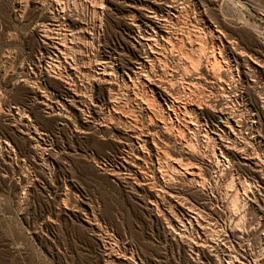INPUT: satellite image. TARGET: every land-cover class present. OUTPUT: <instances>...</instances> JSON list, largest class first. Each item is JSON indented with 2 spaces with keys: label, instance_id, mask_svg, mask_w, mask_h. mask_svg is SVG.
<instances>
[{
  "label": "rangeland",
  "instance_id": "1",
  "mask_svg": "<svg viewBox=\"0 0 264 264\" xmlns=\"http://www.w3.org/2000/svg\"><path fill=\"white\" fill-rule=\"evenodd\" d=\"M263 241L264 0H0V264H264Z\"/></svg>",
  "mask_w": 264,
  "mask_h": 264
},
{
  "label": "bare ground",
  "instance_id": "2",
  "mask_svg": "<svg viewBox=\"0 0 264 264\" xmlns=\"http://www.w3.org/2000/svg\"><path fill=\"white\" fill-rule=\"evenodd\" d=\"M182 36V35H181ZM167 38H169V37H167ZM181 38V37H180ZM159 39H161V38H159ZM162 40V39H161ZM170 42H171V40H169ZM184 42H185V40H183ZM182 41V42H183ZM176 42V41H175ZM187 43V42H186ZM46 44V43H45ZM52 45V44H51ZM182 45V44H181ZM46 46V45H45ZM150 50V49H149ZM153 50V49H152ZM148 58H147V62H149V60L152 58V59H157V56H156V53L155 52H149L148 51ZM158 54V53H157ZM160 56V55H159ZM165 58V57H164ZM160 59V58H159ZM200 59V58H199ZM165 60V59H164ZM150 63H154V62H150ZM155 64V63H154ZM153 64V65H154ZM153 65H151V67L153 66ZM154 67V66H153ZM153 67H152V69H153ZM199 68V67H198ZM194 70V69H193ZM226 71V70H225ZM215 72H218V71H215ZM227 72V71H226ZM219 73V72H218ZM228 73V72H227ZM209 74V73H208ZM48 76V75H47ZM52 77H54V76H52ZM154 78V77H153ZM153 78H151V79H153ZM195 78V77H194ZM197 78V77H196ZM218 78H220V77H218ZM147 79L149 80V78L147 77ZM189 79V78H188ZM140 80V79H139ZM156 80V79H155ZM162 80V79H161ZM161 80H160V82H161ZM197 80H199V79H197ZM219 80H221V79H219ZM147 81V80H146ZM150 81V80H149ZM150 82H152V81H150ZM160 82H155V83H160ZM166 82V81H165ZM99 83V82H98ZM144 83V82H143ZM163 83V82H162ZM161 83V84H162ZM160 84V85H161ZM168 84V83H167ZM145 85H147V84H145ZM152 85V84H151ZM156 85V84H155ZM154 85V86H155ZM159 85V84H158ZM159 85V86H160ZM169 85V84H168ZM167 85V86H168ZM129 87V86H128ZM145 87V86H144ZM171 87V85L169 86V88ZM143 88V87H142ZM157 88H160L164 93L167 91V89L168 88H166V85H165V83L163 84V87L162 86H160V87H158L157 86ZM148 89V88H147ZM149 89H151V88H149ZM110 90H111V88H110ZM152 90H154V89H152ZM155 92V91H154ZM167 93V92H166ZM169 93V92H168ZM168 93H167V95H168ZM157 94V93H156ZM166 95V96H167ZM170 96H171V94H170ZM116 99V98H115ZM210 100V99H209ZM203 101H205V100H203ZM211 101V100H210ZM210 101H206L207 103H206V106L208 107V108H211V107H213V109L216 107V106H218V103H216L217 105L216 106H214L213 104L211 105L210 103ZM213 101H214V99H213ZM116 102V101H115ZM199 102H202V101H199ZM215 102H217V101H215ZM110 103V102H109ZM139 103V102H138ZM202 103H204V102H202ZM114 104H116V103H114ZM197 104V103H196ZM199 104V103H198ZM201 104V103H200ZM199 104V105H200ZM205 104V103H204ZM215 104V103H214ZM141 105V104H140ZM199 105L196 107V109H199L200 108V110H201V107H199ZM193 106H194V104H193ZM205 106V105H204ZM119 107V106H118ZM137 107V106H136ZM135 107V108H136ZM192 107V106H191ZM222 107V106H221ZM124 108V107H123ZM193 108V107H192ZM203 108V107H202ZM206 108V107H205ZM126 109V108H125ZM139 109H141V107L139 108ZM152 109V108H151ZM195 109V108H194ZM218 109V108H217ZM222 109H224L223 107H222ZM137 110V109H136ZM153 110V109H152ZM160 110H161V112H165L167 109L166 108H164V107H160ZM159 110V111H160ZM165 110V111H164ZM203 110V109H202ZM126 111H128V110H126ZM142 111V110H141ZM168 111V110H167ZM225 111H226V109H225ZM224 111V112H225ZM140 112V111H139ZM143 112V111H142ZM217 112V111H216ZM216 112H214V113H216ZM221 112V111H220ZM223 112V111H222ZM221 112V113H222ZM228 112V111H227ZM141 113V112H140ZM197 113V112H196ZM199 113H200V111H199ZM159 114V113H158ZM164 114V113H163ZM226 114V113H225ZM230 114V113H229ZM164 116V115H163ZM197 117H199V116H197ZM196 118V117H195ZM223 118V117H222ZM201 119V118H200ZM200 119H199V123H200ZM168 121V120H167ZM177 121V120H176ZM203 121V120H202ZM160 122V121H159ZM161 122H163V121H161ZM177 122H179V121H177ZM156 122H154V124H155ZM198 123V124H199ZM224 123V122H223ZM229 123V122H228ZM227 123V124H228ZM153 124V123H152ZM153 124V125H154ZM158 124V123H157ZM162 124V126L161 127H165L166 125L165 124H163V123H161ZM174 124V123H173ZM230 124V123H229ZM121 125V124H120ZM124 125V124H123ZM172 125V124H171ZM177 125H178V123H177ZM180 125V124H179ZM200 125V124H199ZM232 125V124H231ZM122 126V125H121ZM125 126V125H124ZM141 126V125H140ZM140 126L139 125H137V124H134V125H132V127L130 128L131 130H130V132H132V134H134V136H135V139L136 140H138V141H142L143 140V143L145 144V143H153L154 144V146H155V138L153 139H150L149 138V136H145L144 134H145V132H144V134H143V132L141 131L142 129L140 128ZM169 126V125H168ZM167 126V127H168ZM173 126V125H172ZM172 126H170L171 128H172ZM174 126L176 127V125L174 124ZM203 126V125H202ZM201 126V127H202ZM142 127V126H141ZM152 127V126H151ZM232 128V127H231ZM173 129H175V128H173ZM177 129V128H176ZM180 129V128H179ZM202 129V128H201ZM126 131V130H125ZM143 131H144V129H143ZM169 130L167 129V132H168ZM201 131V130H200ZM127 132H128V130H127ZM232 132V131H231ZM169 133V132H168ZM241 133V132H240ZM147 135H149L148 133H147ZM151 137V136H150ZM203 138V137H202ZM203 139H205V138H203ZM177 140V139H176ZM201 140V139H200ZM206 140V139H205ZM176 142V141H175ZM181 142V141H180ZM204 142V141H203ZM178 143V142H177ZM180 144V143H179ZM203 145V144H202ZM216 145V144H215ZM225 145V144H224ZM184 146V145H183ZM217 146V145H216ZM164 148V147H163ZM190 148H191V146H190ZM203 148V147H202ZM215 148V147H214ZM225 148V147H224ZM223 148V149H224ZM193 149V148H192ZM192 149L191 150H189V148L187 149H185V153H184V156H188V157H190V158H192L191 156H193L194 157V159H195V157L196 156H198L195 152H193L192 151ZM194 149H195V147H194ZM216 150V149H215ZM219 150V149H218ZM231 150V149H230ZM196 151V150H195ZM219 151H223V150H219ZM225 151L226 152H228L229 151V149H227V148H225ZM232 151H233V149H232ZM242 151H243V149H242ZM241 151V152H242ZM184 152V151H183ZM208 152V151H207ZM215 152H217V151H215ZM214 153V152H213ZM220 153H222V152H220ZM217 154V153H216ZM216 154H215V157H216ZM219 154V153H218ZM225 154V153H224ZM199 155H200V153H199ZM214 155V154H213ZM221 155H223V154H221ZM212 156V155H211ZM224 156V155H223ZM228 156V155H227ZM213 157V156H212ZM225 157V156H224ZM204 158V157H203ZM214 158V157H213ZM213 158H212V160H213ZM226 158V157H225ZM228 158V157H227ZM193 159V158H192ZM209 159V158H208ZM207 159V160H208ZM216 159H217V157H216ZM198 160V159H197ZM210 160V159H209ZM208 160V161H209ZM215 161V160H214ZM210 163H211V161H210ZM213 163V162H212ZM211 165H213V164H211ZM216 165H217V163H216ZM210 166V165H209ZM216 167H219V164L216 166ZM208 169V168H207ZM214 170H216V168L214 169ZM224 170V169H223ZM212 172V171H211ZM223 172V171H222ZM224 172H226V171H224ZM211 174V173H210ZM223 175H224V173H223ZM223 175H221V176H223ZM179 178V177H178ZM183 179V178H182ZM181 179V180H182ZM203 179H205V178H203ZM221 179H222V177H221ZM221 179H219V180H221ZM179 180V179H178ZM201 181V180H200ZM224 181V180H223ZM202 182V181H201ZM219 182H221V181H219ZM200 183V182H199ZM180 184V183H179ZM201 184V183H200ZM205 183L203 182L201 185H204ZM201 185H199L200 187H198V186H196V187H198V188H195V187H193L192 185V187L193 188H195V190L197 191V192H199V194L201 195V196H205V195H208L207 193H206V191H205V189H203L204 188V186H203V188H201ZM243 185V184H242ZM183 186V185H182ZM189 187V186H188ZM183 189V188H182ZM185 189V188H184ZM206 197V196H205ZM167 198V197H166ZM235 198V199H234ZM234 201L232 200V204H231V206L233 205V207L232 208H234V207H236L238 204H239V202H240V200H241V197L237 194V196L235 197L234 196ZM205 199V198H204ZM190 212V211H189ZM193 219V218H192ZM192 226V225H191ZM190 226V227H191ZM203 227V226H202ZM201 227V228H202ZM210 227V226H209ZM244 227V226H243ZM184 229V228H183ZM190 229V228H189ZM219 229V228H218ZM232 229V228H231ZM236 229V228H235ZM234 230V229H233ZM231 230L232 231V234H234L235 233V231L236 230ZM197 231V230H196ZM207 232V231H206ZM213 232V231H212ZM240 232V231H239ZM211 233V232H210ZM215 234V233H214ZM244 234V233H243ZM182 235V234H181ZM239 235V234H238ZM183 236V235H182ZM213 236V235H212ZM261 236V235H260ZM225 237V236H224ZM227 237V236H226ZM174 238V237H173ZM187 238V237H186ZM262 238V237H261ZM213 239V238H212ZM225 239V238H224ZM178 240V239H177ZM183 240V239H182ZM199 240V239H198ZM215 240V239H214ZM180 241V240H179ZM184 241V240H183ZM226 241V240H225ZM214 242V241H213ZM180 243V242H179ZM183 243V242H182ZM225 243V242H224ZM184 244V243H183ZM223 244V243H222ZM260 244V243H259ZM262 244V243H261ZM196 245V243L194 244V246ZM202 245V244H201ZM221 245V244H220ZM191 246H192V244H191ZM197 246V245H196ZM199 246V245H198ZM196 247L195 248V250H196V252L197 253H204V251L202 250V248L200 249V247ZM204 246V245H203ZM211 246V245H210ZM225 247V246H224ZM223 247V250L225 249L226 250V248H224ZM227 247V246H226ZM251 247V246H250ZM204 248V247H203ZM207 247H205V249H206ZM234 248V247H233ZM262 248V247H261ZM212 249V248H211ZM230 249V248H229ZM263 249V248H262ZM192 250V249H191ZM194 250V251H195ZM207 250V249H206ZM250 251V250H249ZM213 252V251H212ZM226 252V251H225ZM254 252V251H253ZM211 253V252H210ZM214 253H215V251H214ZM229 252H227V254H228ZM261 253V252H260ZM223 254V253H222ZM198 255V254H197ZM205 255V254H204ZM211 255H213V254H211ZM215 255V254H214ZM230 255H232V254H230ZM253 255V254H252ZM262 255V254H261ZM200 256V255H199ZM222 256V255H221ZM239 256V255H238ZM244 256V255H243ZM260 256V255H259ZM259 256H258V258H259ZM263 256V255H262ZM208 257H210V256H208ZM212 257V256H211ZM222 257H224V256H222ZM228 257V256H227ZM229 257H232V256H229ZM235 257V256H234ZM234 257H232V260H233V262H234ZM257 257V256H256ZM214 258V257H213ZM236 258H239V257H236ZM217 259H221V257L220 258H217ZM225 259V258H224ZM223 259V260H224ZM241 259V261H242V258H240ZM252 259H253V257H252ZM257 259V258H256ZM227 260V259H226ZM226 260H224V261H226ZM229 260H231V258L229 259ZM228 260V261H229ZM114 261H117V257H114ZM194 261V260H193ZM221 262H222V259L220 260ZM244 261H245V258H244ZM244 261H242V262H240L241 264H243V262ZM246 261H248V260H246ZM252 261V260H251ZM256 261V260H255ZM218 262V261H217ZM254 262V261H253ZM259 262V261H258ZM260 262H262V261H260ZM113 264H114V262H112ZM218 263H220V262H218ZM246 263V262H245ZM250 263V262H249ZM222 264V263H221ZM247 264V263H246ZM252 264V263H251ZM259 264V263H258Z\"/></svg>",
  "mask_w": 264,
  "mask_h": 264
},
{
  "label": "built area",
  "instance_id": "3",
  "mask_svg": "<svg viewBox=\"0 0 264 264\" xmlns=\"http://www.w3.org/2000/svg\"><path fill=\"white\" fill-rule=\"evenodd\" d=\"M262 247H263V250H264V241L262 242ZM240 262H242V261L238 260L236 257H234V262H233L232 257H231V260L227 261V264H231V263H233V264H241ZM243 264H246V263L243 262ZM247 264H250V263H247Z\"/></svg>",
  "mask_w": 264,
  "mask_h": 264
}]
</instances>
